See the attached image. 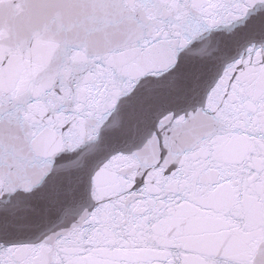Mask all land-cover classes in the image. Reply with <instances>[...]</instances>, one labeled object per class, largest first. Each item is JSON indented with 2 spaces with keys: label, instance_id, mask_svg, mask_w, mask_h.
<instances>
[{
  "label": "snow or ice",
  "instance_id": "1",
  "mask_svg": "<svg viewBox=\"0 0 264 264\" xmlns=\"http://www.w3.org/2000/svg\"><path fill=\"white\" fill-rule=\"evenodd\" d=\"M0 264H264V0H0Z\"/></svg>",
  "mask_w": 264,
  "mask_h": 264
}]
</instances>
